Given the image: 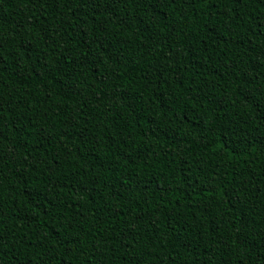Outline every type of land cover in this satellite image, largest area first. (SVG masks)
Segmentation results:
<instances>
[{
	"label": "trees",
	"instance_id": "trees-1",
	"mask_svg": "<svg viewBox=\"0 0 264 264\" xmlns=\"http://www.w3.org/2000/svg\"><path fill=\"white\" fill-rule=\"evenodd\" d=\"M0 264H264V0H0Z\"/></svg>",
	"mask_w": 264,
	"mask_h": 264
}]
</instances>
